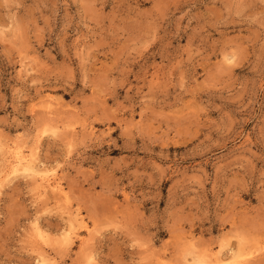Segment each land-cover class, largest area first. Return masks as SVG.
Masks as SVG:
<instances>
[{"label":"rangeland","instance_id":"obj_1","mask_svg":"<svg viewBox=\"0 0 264 264\" xmlns=\"http://www.w3.org/2000/svg\"><path fill=\"white\" fill-rule=\"evenodd\" d=\"M12 148L61 196L5 176ZM255 247L242 264H264V0H0V264Z\"/></svg>","mask_w":264,"mask_h":264},{"label":"bare ground","instance_id":"obj_2","mask_svg":"<svg viewBox=\"0 0 264 264\" xmlns=\"http://www.w3.org/2000/svg\"><path fill=\"white\" fill-rule=\"evenodd\" d=\"M9 145V144H8ZM22 148V147H21ZM13 149V148H12ZM23 149V148H22ZM20 148H14L11 153V160L9 165V172L5 174L7 176L9 173H16L18 171H23L25 174H30V176L36 177L40 181L39 187H41L42 192H46L47 190H52V192L61 194L62 192V186L60 187L58 181H56L54 173L49 171H38L35 166L32 163L31 155L28 153H25L24 150ZM2 150V149H1ZM30 151V149H28ZM3 152V151H2ZM33 153V152H32ZM36 158V157H35ZM32 159V160H31ZM7 166V165H6ZM37 166V165H36ZM41 169V168H40ZM43 170V169H42ZM7 171V170H6ZM3 175V174H2ZM13 175V174H12ZM11 182V181H10ZM37 182V181H36ZM39 185V184H38ZM41 191V190H40ZM58 195V196H59ZM61 196V195H60ZM58 198V197H57ZM77 214V213H76ZM78 218V217H77ZM76 219V218H75ZM72 221V219L70 220ZM73 222V221H72ZM71 222V224H72ZM70 223H68L69 226ZM74 225V224H73ZM72 225V226H73ZM78 225V224H77ZM70 227V226H69ZM37 229V228H36ZM66 229V228H65ZM73 229V227H72ZM88 230V229H87ZM89 231V230H88ZM43 232V231H42ZM63 232V231H61ZM37 234L40 236V232L38 230ZM41 237V236H40ZM66 237V236H65ZM69 236H67V239ZM65 239V238H63ZM82 240V239H81ZM86 240V239H85ZM82 242V241H81ZM47 243V242H46ZM264 248V247H263ZM192 249V248H191ZM258 249L255 247L254 250L247 251V252H234L232 255H229L227 258L222 257H216L215 264H242V262L247 259L249 255L254 254L255 251ZM258 252V251H257ZM232 253V252H231ZM158 254V253H157ZM87 257V256H86ZM43 258V257H42ZM91 258V257H90ZM253 258V257H252ZM43 261V260H42ZM45 261V260H44ZM206 263L205 259L202 258H193V260L190 262V264H204Z\"/></svg>","mask_w":264,"mask_h":264}]
</instances>
